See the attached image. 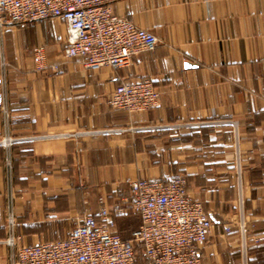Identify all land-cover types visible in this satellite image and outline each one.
I'll return each instance as SVG.
<instances>
[{
  "label": "crops",
  "instance_id": "obj_1",
  "mask_svg": "<svg viewBox=\"0 0 264 264\" xmlns=\"http://www.w3.org/2000/svg\"><path fill=\"white\" fill-rule=\"evenodd\" d=\"M114 10L159 39L117 71L64 58L59 20L0 28V141L4 106L21 139L0 144V241L10 213L20 244L59 240L98 216L102 199L125 207L132 181L182 174L214 222L200 264H264V0H121ZM37 45L56 69H34ZM146 77L158 106H112L121 81ZM115 218L120 228L128 217ZM11 263L0 242V264Z\"/></svg>",
  "mask_w": 264,
  "mask_h": 264
},
{
  "label": "built area",
  "instance_id": "obj_2",
  "mask_svg": "<svg viewBox=\"0 0 264 264\" xmlns=\"http://www.w3.org/2000/svg\"><path fill=\"white\" fill-rule=\"evenodd\" d=\"M118 1L121 0H0V28L60 18L67 30L64 58H79L92 71L104 67L117 71L131 65L135 55L153 51L159 44L153 32L115 12ZM33 50L35 70L57 68L48 63L44 45ZM160 100L161 93L150 77L121 81L110 97L112 106L127 112L146 111L158 106ZM3 111L6 134L0 144L12 147L21 139L10 134L11 113L6 106ZM187 185L182 174L169 182L134 180L130 196L123 200L125 207L110 208L102 199L99 215L85 216L68 236L31 245L19 243L14 232L15 217L10 213L9 235L0 242L11 248V264H138V247L146 264H200L202 245L208 241L214 222L203 204L190 196ZM130 212L138 215L141 223L130 238H123L115 215ZM242 232L245 233L244 225ZM255 240L264 241V233Z\"/></svg>",
  "mask_w": 264,
  "mask_h": 264
},
{
  "label": "rangeland",
  "instance_id": "obj_3",
  "mask_svg": "<svg viewBox=\"0 0 264 264\" xmlns=\"http://www.w3.org/2000/svg\"><path fill=\"white\" fill-rule=\"evenodd\" d=\"M51 19L59 20L61 21V23L65 25L64 21L60 18H51ZM51 19H46V20H51ZM3 29H5V27ZM21 40L25 42V36L22 37ZM127 217L128 218L120 224V228H119V232L123 238H130L132 231L139 226V219L137 216H135L133 213L130 212L127 213ZM138 264H146L142 251L140 250L139 247H138Z\"/></svg>",
  "mask_w": 264,
  "mask_h": 264
},
{
  "label": "trees",
  "instance_id": "obj_4",
  "mask_svg": "<svg viewBox=\"0 0 264 264\" xmlns=\"http://www.w3.org/2000/svg\"><path fill=\"white\" fill-rule=\"evenodd\" d=\"M134 215L137 216L140 219V217L138 215H136V214H134ZM140 223H141V219H140ZM140 223H139V225H140ZM137 263H138V259H137Z\"/></svg>",
  "mask_w": 264,
  "mask_h": 264
},
{
  "label": "water",
  "instance_id": "obj_5",
  "mask_svg": "<svg viewBox=\"0 0 264 264\" xmlns=\"http://www.w3.org/2000/svg\"><path fill=\"white\" fill-rule=\"evenodd\" d=\"M0 84H1V80H0ZM1 100H2V94L0 93V103H1Z\"/></svg>",
  "mask_w": 264,
  "mask_h": 264
}]
</instances>
